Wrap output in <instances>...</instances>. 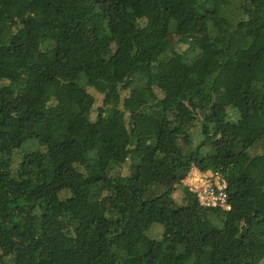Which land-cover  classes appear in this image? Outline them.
Returning <instances> with one entry per match:
<instances>
[{"label": "trees", "instance_id": "trees-1", "mask_svg": "<svg viewBox=\"0 0 264 264\" xmlns=\"http://www.w3.org/2000/svg\"><path fill=\"white\" fill-rule=\"evenodd\" d=\"M0 264H264V0H0Z\"/></svg>", "mask_w": 264, "mask_h": 264}, {"label": "built area", "instance_id": "built-area-1", "mask_svg": "<svg viewBox=\"0 0 264 264\" xmlns=\"http://www.w3.org/2000/svg\"><path fill=\"white\" fill-rule=\"evenodd\" d=\"M183 184L197 194L201 204L231 209L227 195V182L217 172H204L197 167H192L183 179Z\"/></svg>", "mask_w": 264, "mask_h": 264}, {"label": "rangeland", "instance_id": "rangeland-1", "mask_svg": "<svg viewBox=\"0 0 264 264\" xmlns=\"http://www.w3.org/2000/svg\"><path fill=\"white\" fill-rule=\"evenodd\" d=\"M199 30L202 31L203 28H200ZM174 38H175V37L172 35V36L170 37V41H174ZM89 102H92V100L90 99ZM156 232L159 233V232H160V229L158 228V229L156 230ZM155 234H156V233H153V236H154Z\"/></svg>", "mask_w": 264, "mask_h": 264}]
</instances>
